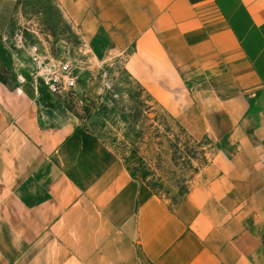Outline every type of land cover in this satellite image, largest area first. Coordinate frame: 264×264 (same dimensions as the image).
<instances>
[{
	"label": "crops",
	"instance_id": "crops-1",
	"mask_svg": "<svg viewBox=\"0 0 264 264\" xmlns=\"http://www.w3.org/2000/svg\"><path fill=\"white\" fill-rule=\"evenodd\" d=\"M54 1L188 133L236 156L215 155L172 208L63 101L0 82V264H264V0ZM15 6L0 0V35Z\"/></svg>",
	"mask_w": 264,
	"mask_h": 264
},
{
	"label": "rangeland",
	"instance_id": "rangeland-1",
	"mask_svg": "<svg viewBox=\"0 0 264 264\" xmlns=\"http://www.w3.org/2000/svg\"><path fill=\"white\" fill-rule=\"evenodd\" d=\"M34 46L38 47L45 66L61 60L70 63L77 80L75 90L56 95L43 87V80L37 77L32 62L31 48ZM0 72L6 75L10 84L33 85L43 93L46 101L56 96L77 113L73 114L85 130L122 159L121 152L111 142L113 137L122 139L120 130L125 128V124L121 114L130 113L135 106L132 97L139 92L141 85L128 71L125 55L100 53L91 48L64 22L54 0H16L10 28L0 35ZM159 109L160 113L169 115L181 124L178 119ZM168 123L174 127L170 119ZM192 136L198 140L209 138L217 147L215 155L224 158L236 156L235 143L226 147L224 138L216 140L210 135ZM166 200L172 208L179 206H174L172 199Z\"/></svg>",
	"mask_w": 264,
	"mask_h": 264
},
{
	"label": "trees",
	"instance_id": "trees-1",
	"mask_svg": "<svg viewBox=\"0 0 264 264\" xmlns=\"http://www.w3.org/2000/svg\"><path fill=\"white\" fill-rule=\"evenodd\" d=\"M0 82L10 89L18 86L16 82L10 84L1 72ZM132 98L135 106L130 113L121 114L123 137H113L111 144L121 152L126 167L140 183L178 206L212 162L217 147L207 137L196 139L169 115L160 113L157 103L141 86ZM67 108L77 114L70 106Z\"/></svg>",
	"mask_w": 264,
	"mask_h": 264
},
{
	"label": "built area",
	"instance_id": "built-area-1",
	"mask_svg": "<svg viewBox=\"0 0 264 264\" xmlns=\"http://www.w3.org/2000/svg\"><path fill=\"white\" fill-rule=\"evenodd\" d=\"M31 54L37 77H41L43 87L48 89L50 93L62 95L75 90L77 80L71 71L68 61L61 60L45 66V61L41 59L42 57L37 46L31 48Z\"/></svg>",
	"mask_w": 264,
	"mask_h": 264
}]
</instances>
